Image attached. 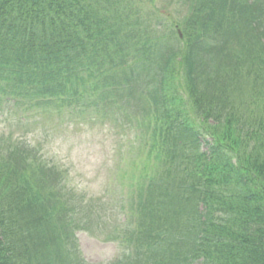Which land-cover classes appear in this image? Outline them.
<instances>
[{
    "label": "trees",
    "instance_id": "16d2710c",
    "mask_svg": "<svg viewBox=\"0 0 264 264\" xmlns=\"http://www.w3.org/2000/svg\"><path fill=\"white\" fill-rule=\"evenodd\" d=\"M132 1L0 0V264H82L39 151L63 115L104 119L131 90L149 153L182 155L135 209L126 264H264V0H180L179 51L124 17Z\"/></svg>",
    "mask_w": 264,
    "mask_h": 264
},
{
    "label": "rangeland",
    "instance_id": "374dc122",
    "mask_svg": "<svg viewBox=\"0 0 264 264\" xmlns=\"http://www.w3.org/2000/svg\"><path fill=\"white\" fill-rule=\"evenodd\" d=\"M134 3L138 7V13L130 16V19H137L156 28L162 39L169 35V25L182 19V13H176L172 0H156L155 12L150 9L147 0H134ZM156 12H160L161 16L155 17ZM167 17L171 20L167 21ZM14 116L11 131L17 132L21 114L15 110ZM3 129L6 131L0 122V130ZM116 132L112 131L110 138L104 136L105 131L102 129H83L81 136L77 132L78 137H72L68 141L52 140L48 145L50 154L60 158L65 165L70 189L76 190L72 203L78 204L82 192L87 196L81 213L87 220L86 229L89 228V232L78 234L77 243L81 255L89 264H108L117 257L121 248L113 243V239L125 234L132 224L130 195L127 191L124 195L122 186L119 187V178H122L124 172L119 170V162L128 157L129 168L136 161L133 158L137 155L138 146L136 148V145L124 144ZM123 254L122 247L120 257Z\"/></svg>",
    "mask_w": 264,
    "mask_h": 264
}]
</instances>
